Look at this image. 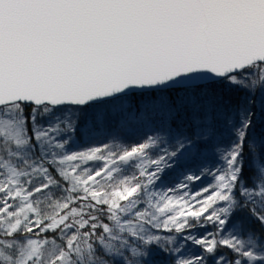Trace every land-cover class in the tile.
I'll return each mask as SVG.
<instances>
[{
  "label": "snow or ice",
  "instance_id": "obj_1",
  "mask_svg": "<svg viewBox=\"0 0 264 264\" xmlns=\"http://www.w3.org/2000/svg\"><path fill=\"white\" fill-rule=\"evenodd\" d=\"M257 100L264 0H0V264H150L154 230L181 234L171 264H264ZM217 118L214 183L156 191ZM134 121L138 143L74 150Z\"/></svg>",
  "mask_w": 264,
  "mask_h": 264
},
{
  "label": "trees",
  "instance_id": "obj_2",
  "mask_svg": "<svg viewBox=\"0 0 264 264\" xmlns=\"http://www.w3.org/2000/svg\"><path fill=\"white\" fill-rule=\"evenodd\" d=\"M256 120L257 127L254 129L257 138L264 136V128H262V118L259 109V101H256ZM211 119V117H210ZM148 132V129L144 127L140 122H132L128 126L121 129H107L99 128L94 130L91 135L94 137L91 140H87L85 143H96L99 139L107 140L113 139V135L116 136V140H129V139H141L144 134ZM78 135V134H77ZM230 143L229 126L224 122L222 118H217L214 122V132L205 140L198 142L196 149L191 152L185 153L177 162L173 163V166L166 169L161 176V181L168 189H175V192H169V194H181L185 190L179 188L181 183L195 187L196 185H205L211 178H209V171L215 172L216 169L221 167L220 156L222 150L226 149ZM187 175L199 176L200 179L191 182L187 181L185 177ZM252 228L258 229L256 224L251 225ZM194 234H199L196 229L190 230ZM161 237L160 246H150L151 254L144 259L150 261V264H171L172 257L175 253L170 254L168 248L172 245L168 244L167 247L163 246L164 240L169 236H179L181 234L176 233H158Z\"/></svg>",
  "mask_w": 264,
  "mask_h": 264
},
{
  "label": "rangeland",
  "instance_id": "obj_3",
  "mask_svg": "<svg viewBox=\"0 0 264 264\" xmlns=\"http://www.w3.org/2000/svg\"><path fill=\"white\" fill-rule=\"evenodd\" d=\"M140 140L141 139H138V138L137 139H129L127 141L126 140H118V139L117 140L116 139L115 140H113V139H107V140L99 139L98 142L92 144V143H85L87 141V139H86L83 142H78L77 145H76V148L74 150H82V149H85L87 147H93V146H102L103 144H106V143L107 144L120 143V144H122L124 146H131V145H133L135 143H138ZM150 155H152L153 158H155L153 153L150 152ZM97 163H99V162H89L88 166H90V167L91 166H95V164H97ZM161 176H162V174H161ZM209 178H211V180L208 183H206L204 186L203 185H196L195 187H192L189 184L187 188L182 189V190H185V191L183 193H181V194H178V195H183L184 193H189V194L195 193L197 191H200L202 188L213 184L214 183L213 176L209 175ZM160 179H161V177H160ZM160 179L157 181L158 188L156 189V191H158V192L159 191H167V188L165 187V184H163V182ZM194 181H196V180H193L191 182H194ZM169 195H173V194H169ZM205 195H207V194H205ZM154 232H155L156 235H159L158 233H160V232L161 233H166L163 230H154Z\"/></svg>",
  "mask_w": 264,
  "mask_h": 264
}]
</instances>
